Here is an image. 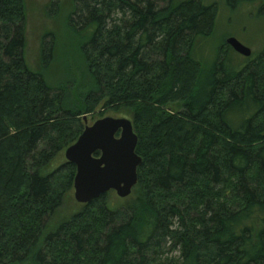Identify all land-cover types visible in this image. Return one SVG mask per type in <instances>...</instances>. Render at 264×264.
<instances>
[{"label":"trees","instance_id":"obj_1","mask_svg":"<svg viewBox=\"0 0 264 264\" xmlns=\"http://www.w3.org/2000/svg\"><path fill=\"white\" fill-rule=\"evenodd\" d=\"M73 4L80 104L28 65L25 0H0V264H264V51L207 64L218 11L205 0ZM53 59L45 36L40 62ZM99 105L130 110L138 183L130 201L69 211L76 166L52 164Z\"/></svg>","mask_w":264,"mask_h":264},{"label":"rangeland","instance_id":"obj_2","mask_svg":"<svg viewBox=\"0 0 264 264\" xmlns=\"http://www.w3.org/2000/svg\"><path fill=\"white\" fill-rule=\"evenodd\" d=\"M57 2V9L52 13L50 5ZM217 5L216 26L209 37L200 44L199 52L207 64H211L220 51L229 50L232 58L244 61L243 55L232 48H228L226 39L230 36L237 37L242 43L252 49L253 57L264 51V15L258 13V7L264 0L254 2H243L230 7L227 0H205ZM74 0H25L26 12V46L25 59L33 70H39L52 84H67L68 93L73 103H81L82 95L87 91L88 79L81 72L82 55L81 44L86 39V33L74 30L68 22L69 15L74 6ZM50 35V36H49ZM53 38V56L51 64L43 67L41 58V44L43 38ZM174 109L177 104H170ZM127 117L131 119V113L125 108H104L102 105L96 107L91 113H84V123L92 124L95 120L105 117ZM65 149L62 150L55 160L53 166L65 160ZM51 165V166H52ZM119 197L115 191L109 192L112 202L122 203L131 199ZM74 197V188L70 189L66 196L64 209L72 211L80 207Z\"/></svg>","mask_w":264,"mask_h":264},{"label":"water","instance_id":"obj_3","mask_svg":"<svg viewBox=\"0 0 264 264\" xmlns=\"http://www.w3.org/2000/svg\"><path fill=\"white\" fill-rule=\"evenodd\" d=\"M226 43L237 53L250 57L252 49L237 37ZM138 135L127 117L105 116L86 125L77 140L65 150V158L75 164L73 188L77 202L87 204L115 191L129 196L138 183Z\"/></svg>","mask_w":264,"mask_h":264}]
</instances>
